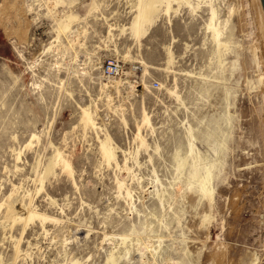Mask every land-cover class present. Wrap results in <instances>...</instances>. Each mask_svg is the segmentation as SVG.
<instances>
[{
    "label": "rangeland",
    "instance_id": "rangeland-1",
    "mask_svg": "<svg viewBox=\"0 0 264 264\" xmlns=\"http://www.w3.org/2000/svg\"><path fill=\"white\" fill-rule=\"evenodd\" d=\"M141 7L0 0V264H264L260 0Z\"/></svg>",
    "mask_w": 264,
    "mask_h": 264
},
{
    "label": "bare ground",
    "instance_id": "bare-ground-1",
    "mask_svg": "<svg viewBox=\"0 0 264 264\" xmlns=\"http://www.w3.org/2000/svg\"><path fill=\"white\" fill-rule=\"evenodd\" d=\"M161 0H141L142 7L140 16L141 18H149L151 17V13L154 11L155 7Z\"/></svg>",
    "mask_w": 264,
    "mask_h": 264
},
{
    "label": "built area",
    "instance_id": "built-area-1",
    "mask_svg": "<svg viewBox=\"0 0 264 264\" xmlns=\"http://www.w3.org/2000/svg\"><path fill=\"white\" fill-rule=\"evenodd\" d=\"M106 72L109 76H112L113 78L117 76H121L123 73V66L119 61L116 62H109ZM158 86V83H156V87Z\"/></svg>",
    "mask_w": 264,
    "mask_h": 264
},
{
    "label": "water",
    "instance_id": "water-1",
    "mask_svg": "<svg viewBox=\"0 0 264 264\" xmlns=\"http://www.w3.org/2000/svg\"><path fill=\"white\" fill-rule=\"evenodd\" d=\"M260 3H261V6H262V9H263V12H264V0H260Z\"/></svg>",
    "mask_w": 264,
    "mask_h": 264
}]
</instances>
